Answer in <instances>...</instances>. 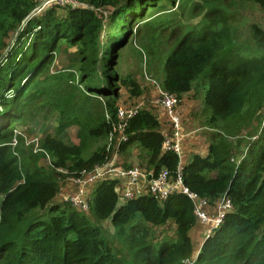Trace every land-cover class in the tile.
I'll use <instances>...</instances> for the list:
<instances>
[{
  "label": "trees",
  "instance_id": "16d2710c",
  "mask_svg": "<svg viewBox=\"0 0 264 264\" xmlns=\"http://www.w3.org/2000/svg\"><path fill=\"white\" fill-rule=\"evenodd\" d=\"M73 1L38 11L40 0H0V264H264V27L252 22L240 37L236 23L243 3L264 11V0ZM138 35L157 43L143 45L161 89L178 101L192 93L202 100L208 150L184 166L163 148L162 124L145 106L128 120L127 139L119 141V132L111 138L121 89L142 93L116 68L120 48ZM65 43L77 45L76 65L49 71ZM258 117L238 155L235 137ZM38 119L56 124L31 142L35 148L15 131ZM71 128L75 142L67 143ZM134 148L138 167L153 177L167 169L175 183L180 167L192 194L230 202L199 249L191 236L195 203L182 190L162 198L149 187L123 200L110 173L93 183L89 215L58 201L65 178ZM107 219L125 253L106 236L100 222Z\"/></svg>",
  "mask_w": 264,
  "mask_h": 264
},
{
  "label": "rangeland",
  "instance_id": "374dc122",
  "mask_svg": "<svg viewBox=\"0 0 264 264\" xmlns=\"http://www.w3.org/2000/svg\"><path fill=\"white\" fill-rule=\"evenodd\" d=\"M67 1V0H66ZM65 0H40V4L37 7L38 11L42 10L46 6L53 5L54 3L59 2L60 4L66 2ZM71 1V0H69ZM67 1V2H69ZM72 3V2H71ZM237 12V25H238V35L242 37L244 34L246 35L248 33L247 27L252 24V22H256L264 27V11L261 10L257 5L253 4L252 2H246L241 5L239 9L236 10ZM201 16L194 17L193 19H198ZM246 32V33H245ZM171 32L170 30L166 31V35L164 37L168 38L170 37ZM17 36L13 37L9 42V47L14 44V41ZM150 49V47H154L157 45V43L148 42L147 40L142 39L141 35H138L137 37L134 36L130 40H128V43L121 47L119 50V57L118 62L116 64V68L118 73H120L121 76H132L137 83L139 84V90L142 92L140 95H132L129 92V89L126 87H123L121 89V98L119 99L118 103L120 104H137V101L142 104V106H145V108H148L152 110L154 114H157L161 117V121L165 122V126H163V130H165V135H170L172 133L171 128V122L170 125L166 124V118L164 117L161 112L159 111L157 100L159 97V91L158 87H161L160 84V76L156 72L157 68L154 67V62L151 61L150 54L148 50L145 48V46ZM162 45V44H159ZM8 47V48H9ZM77 45L70 46L69 44H63L62 47L57 51L56 57L51 65H49V71L55 72L57 69H62L69 67L70 65H76L77 63ZM162 48L166 49V52L168 53L169 48L168 44H163ZM202 100L197 97L194 93L189 94L185 96L181 101H178L176 105V111L179 114V117L181 118V130L184 135L183 143H182V159L181 163L184 166V161L187 157L191 156L193 154L198 153H206L207 147H208V133L210 132V129L206 127L203 123V110H202ZM44 115V113H42ZM160 121V122H161ZM29 121L23 122L21 125H18V129L15 131V135H23L26 140L27 146L34 145L36 148V144H31V142H38V140L41 139V137L44 135L45 132H51L54 131V127L56 122H53L51 120H45V119H38L33 122V124L26 125ZM162 124V123H161ZM260 127V117L256 118L251 126L246 127L242 135H238L235 137V142L238 144V149L240 150L239 154H243L246 151V146L249 142L250 133H255V131ZM17 138V137H16ZM165 139V138H164ZM64 140L67 143H73L75 142V128L68 129L66 131V134L64 135ZM185 140V141H184ZM29 141V143H28ZM17 144V139L14 140L13 144ZM124 151V150H123ZM140 149H132L129 152H122L117 153V155L113 158L115 161L114 166H132L134 168L138 167V164H132V163H140L142 161V157L140 156ZM190 160V158H187V160ZM188 160V161H189ZM45 162V160H44ZM139 171L144 172L145 170L141 169L140 167ZM65 178L62 181V188L60 191V195L58 197V201H71V197L75 196L76 193H69L65 192L70 185L69 179ZM93 185H90L88 188H86V192H89V195L87 196V200L89 202L91 196H92V189ZM139 193V192H138ZM120 196L123 198V191H121ZM66 197L65 200L62 198ZM59 201V202H60ZM224 204V199L218 200L214 204H210L209 202H200L199 207L201 211L206 215V218L199 217V222L201 223L202 230H208V236L213 232L215 227H217V224H215V220H217V215L219 212V209L217 208L219 205ZM212 209V211H210ZM85 214H90V211H81ZM101 226L103 227V230L106 232V236L110 238L111 241H114V249L120 254L125 253L126 250L124 247L118 243L115 235V231L112 228L111 222L109 219L103 220L100 222ZM204 227V228H202ZM168 229V233L173 234L175 231V226L173 222H170L166 227ZM200 229V230H201ZM194 229L192 230L191 234L193 235L194 239V246L196 249H199L203 241L208 237H206L203 241V237H205V233L202 235L198 233V235L193 234ZM202 241V242H201ZM201 242V243H200ZM200 244V245H199Z\"/></svg>",
  "mask_w": 264,
  "mask_h": 264
},
{
  "label": "built area",
  "instance_id": "2783aa9c",
  "mask_svg": "<svg viewBox=\"0 0 264 264\" xmlns=\"http://www.w3.org/2000/svg\"><path fill=\"white\" fill-rule=\"evenodd\" d=\"M66 1V0H65ZM69 1V0H67ZM64 3H77L73 0L69 2ZM62 3V4H64ZM38 10V8H37ZM159 91V97L157 100L158 108L160 110L164 111L166 116L169 118V122H171V128L172 133L165 137L163 141V148L164 149H170L174 150L179 154L180 157H182V143L184 135L181 130V118L179 117L178 112L176 111V105L178 103V100L176 96L168 93L167 91L161 89L158 87ZM141 104H136L135 106L128 107L125 104H119L117 106V112H118V122L113 128V133L111 134V138L113 139L117 132H119V141L125 140L127 137L125 136L124 128L127 125V122L130 118L136 115L137 110L139 107H141ZM13 145H16L15 143ZM115 161H111L108 164L101 165L98 167H95L91 171L83 170V176H80L78 178H70L79 188L77 191H75L76 195L71 197V202L74 204V206L79 211H87L89 209L87 196L89 195V192H86V188H88L90 185H92L94 182L98 181V179H101L102 177L108 176L110 173H116L121 178L125 179V181L120 185V191H123V198L128 200L129 198H133L136 195H138V192L140 190L137 188V184L139 179L143 175H150L152 176V181L150 184L151 190H153L155 193H159L160 197H165L169 192L177 191V189L182 190L184 193L188 194L195 203V211L198 217L206 218V215L201 211L199 207V203L203 202L205 203L206 200H203L202 198L192 194L189 189H187L182 180L181 170L179 167L178 172V178L176 182L174 183L177 187L171 186L170 182V171L167 169H163L160 174L157 177H153V173L150 174L147 171L141 172L139 171V168H131V169H124L121 167H115L114 166ZM181 165V161H180ZM179 165V166H180ZM182 166V165H181ZM110 177V175L108 176ZM219 209L217 220H215V224H218L220 221L221 215L231 209V204L229 201L224 200V204L219 205L217 207Z\"/></svg>",
  "mask_w": 264,
  "mask_h": 264
},
{
  "label": "crops",
  "instance_id": "0c3cea01",
  "mask_svg": "<svg viewBox=\"0 0 264 264\" xmlns=\"http://www.w3.org/2000/svg\"><path fill=\"white\" fill-rule=\"evenodd\" d=\"M120 104V103H119ZM143 107V106H142ZM159 111L161 112V114L166 118L167 116H166V114H165V112L164 111H162V110H160V108H159ZM159 117V120L161 121V117L160 116H158ZM161 123H162V131L163 132H165V130H163V126H165V122H163V121H161ZM166 124H169L170 125V123H169V121H168V119L166 118ZM165 134V133H164ZM165 136H168V135H165ZM185 141V140H184ZM203 154H206V153H203ZM187 158H191V156H189V157H187ZM187 158L184 160L183 159V161L185 162L184 163V165L188 162V160H187ZM180 161H181V159H180ZM132 164H139L138 162L137 163H132ZM181 165H182V163H181ZM138 166H140V165H138ZM183 166V165H182ZM146 171V170H145ZM148 172V171H147ZM114 176L115 177H118L119 178V181H120V185H122V183L125 181V179H123V178H121L119 175H116V174H114ZM70 179V178H69ZM151 181H152V176H150V175H143L140 179H139V181H138V184H137V188L141 191V192H147L148 190V188L150 187V184H151ZM69 183H70V185H69V187H70V189L68 188L67 189V191H65V192H69V193H75V191H77V189L79 188L71 179L69 180ZM171 186H175V187H177V186H179V185H175L174 183H171L170 184ZM60 195V194H59ZM62 198V197H61ZM65 198L66 197H63L62 199L63 200H65ZM59 201H60V199H59ZM210 211H212V209L210 210ZM199 227H201V223L200 222H198V224L194 227V228H192V229H194V232H193V234H195V235H198V233H200V234H204L205 235V237H203V239H202V241L208 236V230H206L204 227H202V228H204L205 230H202L201 228H199ZM201 229V230H200ZM191 236H192V238L194 239V237H193V235L191 234ZM201 241V242H202ZM200 242V243H201ZM200 245V244H199Z\"/></svg>",
  "mask_w": 264,
  "mask_h": 264
}]
</instances>
